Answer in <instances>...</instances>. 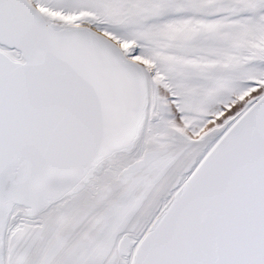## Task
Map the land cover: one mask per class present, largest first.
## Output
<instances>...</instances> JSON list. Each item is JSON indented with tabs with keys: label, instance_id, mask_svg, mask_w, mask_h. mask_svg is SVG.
<instances>
[{
	"label": "snow or ice",
	"instance_id": "6c2138e0",
	"mask_svg": "<svg viewBox=\"0 0 264 264\" xmlns=\"http://www.w3.org/2000/svg\"><path fill=\"white\" fill-rule=\"evenodd\" d=\"M0 264H264V0H0Z\"/></svg>",
	"mask_w": 264,
	"mask_h": 264
}]
</instances>
